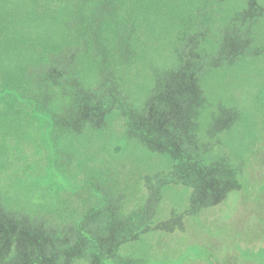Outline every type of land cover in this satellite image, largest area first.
Instances as JSON below:
<instances>
[{
	"label": "trees",
	"instance_id": "1",
	"mask_svg": "<svg viewBox=\"0 0 264 264\" xmlns=\"http://www.w3.org/2000/svg\"><path fill=\"white\" fill-rule=\"evenodd\" d=\"M246 11L255 15L247 21L249 31L238 44H249L254 49L250 47L243 54L240 50L238 59L219 53L222 37L205 32L201 25L187 24L201 15L209 30L214 25L228 28L225 26L236 14ZM215 12H219L218 16ZM176 28L178 36L174 34ZM184 28L203 30L199 32L207 36L197 44L189 43L205 63L200 87L205 97L200 114L205 120L204 127H212L224 114L237 112L238 118L228 128L220 129L219 145L224 144L232 151L228 153L230 160L224 161L240 166L237 182L242 187L249 183L263 186L264 176L252 174L261 150L254 147L258 141H264V0H0V204L16 214L48 217L62 227L76 218L78 207L73 201L79 186L77 173L60 161L62 150L76 155L83 139V148L89 153H93L94 145L105 147L120 158L133 154L134 158L147 160L157 153L153 149L155 143H149L153 126L146 121L141 124L143 134L139 137L127 134L110 139L105 124L96 127L98 138L94 126L91 137L85 133L76 137L79 133L74 132L71 121L65 136L56 137L53 114L62 110L61 105L67 100L65 92L75 85L73 81L87 87L100 84L98 78L103 71L100 60L106 56L100 55L104 53L121 56L115 60L114 69L115 82L127 97L124 108L135 107L143 117L149 116V103L152 102L150 112L160 103L155 92V70L171 71L184 62L187 54L184 45L189 38L181 40L180 30ZM76 33L79 37L72 39ZM78 45L77 51L66 52ZM68 53L78 62L72 71L63 65L59 68L56 62L52 64L53 57ZM113 63L114 58H109V64ZM65 70L66 83L57 77L58 72ZM149 77L153 79L147 81ZM241 86L246 95L236 99L234 91ZM43 92L48 94L45 100L39 96ZM167 114L165 109L162 116ZM126 116L115 109L103 118L113 125L116 117L127 120ZM167 130L170 126L165 124L160 130L164 134L161 139L169 136ZM28 147H32L35 157L33 165L23 164ZM163 152L162 160L168 164L170 154ZM219 156L215 158L219 160ZM82 158L76 159L80 166L87 162ZM205 158L209 165L212 157L207 154ZM100 169L97 172L103 173ZM192 251L202 250L192 247ZM244 256L264 264V248L256 252L248 250Z\"/></svg>",
	"mask_w": 264,
	"mask_h": 264
},
{
	"label": "rangeland",
	"instance_id": "2",
	"mask_svg": "<svg viewBox=\"0 0 264 264\" xmlns=\"http://www.w3.org/2000/svg\"><path fill=\"white\" fill-rule=\"evenodd\" d=\"M215 13L218 16L219 12ZM254 15L249 11L236 14L225 26L228 28L214 25L213 30L202 23L201 15L186 22L201 25L205 32L222 37L219 53L238 59L240 50L243 54L254 49L249 44H238L247 36V21ZM180 31L181 40L189 37L184 45L187 47L184 62L171 71L155 70V92L160 103L152 112V102L149 103L147 117L135 107L124 108L127 97L115 82L114 69L115 60L121 56L100 55L106 56L100 60L103 71L97 86L77 84L79 77L74 74L75 85L65 92L67 100L61 105L62 110L53 114L54 136H65L71 121L74 132L79 133L76 137L83 133L91 137L92 127L99 128L101 124H105L110 139L127 134L139 137L143 134L141 124L146 121L153 126L154 131L148 134L152 137L149 143H155L156 148L151 147L157 153L147 160L134 158L133 154L120 158L105 147L94 145L93 154L83 148V139L76 155L62 150L60 161L73 168L79 178L73 201L78 207L76 218L61 227L48 217L16 214L0 204V264H259L244 254L264 248V184L249 183L242 187L237 182L240 166L224 161L230 160L228 153L232 151L224 144L219 145L220 129L228 128L238 118L237 112L224 114L212 127H204L205 120L200 114L205 97L200 87L205 63L189 43L197 44L207 36L199 32L203 30ZM175 33L178 36V28ZM77 37L76 33L72 39ZM79 48V45L69 47L66 52ZM73 58L71 53L55 56L52 64L56 62L59 68L63 65L72 71V66L78 65ZM109 58H114L113 65L109 64ZM65 73L66 70L57 73L62 82L68 77ZM252 78L254 83L256 77ZM235 92L236 99L246 95L243 86ZM39 96L45 100L48 94L43 92ZM115 109L127 114L129 121L116 117L114 124L108 125L103 117ZM165 109L169 114L162 116ZM165 124L170 126L166 133L169 136L162 140L160 136L164 134L160 130ZM258 149L260 158L252 175L264 176V141L257 142L254 150ZM163 151L170 154L168 164L162 160ZM207 154L212 157L209 165ZM218 154L219 160L215 158ZM24 155L27 157L23 164H35L32 147ZM82 156L87 162L80 166L76 159L83 160ZM100 167L103 173L97 172ZM192 247L202 251L193 252Z\"/></svg>",
	"mask_w": 264,
	"mask_h": 264
}]
</instances>
